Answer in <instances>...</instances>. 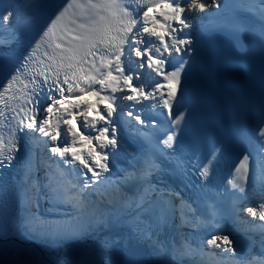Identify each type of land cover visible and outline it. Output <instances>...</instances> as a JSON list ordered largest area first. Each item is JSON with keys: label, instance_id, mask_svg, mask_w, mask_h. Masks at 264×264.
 <instances>
[{"label": "snow or ice", "instance_id": "obj_1", "mask_svg": "<svg viewBox=\"0 0 264 264\" xmlns=\"http://www.w3.org/2000/svg\"><path fill=\"white\" fill-rule=\"evenodd\" d=\"M213 10L214 20L198 28ZM0 23L7 36L0 40V129L8 132L5 143L0 131V171L15 167L19 177L10 189L0 184V231L35 232L33 208L43 199L65 217L39 222L51 238H79L127 216L129 241L150 257L121 260L110 248L100 260L85 250L59 264H184L205 256L206 246L225 258L212 264H264V233L247 250L237 247L221 226L219 204L229 188L246 191L250 157H264V76L259 106L231 130L242 156L238 177L223 185L214 184V176L225 144L193 118L189 99L199 38L208 29L240 38L258 30L264 42V0H24L23 16L0 0ZM157 109L163 120L152 115ZM126 118L146 145L141 152L124 148ZM121 152L133 163L122 167ZM49 162L74 183L49 181L33 197L36 173L47 176ZM103 185L110 191L101 192ZM261 199L242 211L264 222ZM176 211L183 223L210 231L198 241L189 233L161 240V225ZM0 264L28 261L0 256Z\"/></svg>", "mask_w": 264, "mask_h": 264}, {"label": "bare ground", "instance_id": "obj_2", "mask_svg": "<svg viewBox=\"0 0 264 264\" xmlns=\"http://www.w3.org/2000/svg\"><path fill=\"white\" fill-rule=\"evenodd\" d=\"M150 79V78H149ZM131 122H135L134 120H132ZM127 126L128 129L131 131V125L130 122L128 121V119L126 118V120L123 123V131L121 132V135L125 137V141H124V148L126 147V145L128 144L130 138L129 135L127 133H125V129L124 127ZM38 144H41L40 141L37 142ZM38 193H42L41 191H38ZM44 215H42L43 218ZM119 217H113V223L112 225L116 222V220ZM255 224L258 223L259 221H257V219L254 220ZM19 223L22 224V221H20ZM248 223V222H247ZM251 225V224H250ZM222 227H228V224H223L221 225ZM112 226L104 229V230H97L94 233H90V234H85L83 236H80L79 238H66L63 239L64 243L67 244V246L69 245L70 249H72V251H76L78 250V252H80L81 250H83V248L85 247V241L86 238H92L93 241L91 244H87V251H95L98 250L100 247H103L101 250H104L105 252L109 251L110 248H117L119 251V255H120V248L121 246H126L129 242V236H128V232L129 231H124V232H116L115 230H111ZM229 230L232 232V236L230 238L234 239V242L237 243V247L243 248L244 250H247V247L244 246L243 244L240 243V241H238L240 238L247 240L245 235H241L242 237L233 235L235 234V229H239L238 227H228ZM17 230L13 229L11 230L5 237L0 238V247H2L4 245V243L9 240L14 234L13 232H16ZM183 229L180 226L176 227V230L173 231V233L171 235H167L163 238H160L161 240H164L165 242H170L172 241L174 238H178V234L179 233H183ZM210 231V230H209ZM208 231L204 232V233H195L193 232V236L197 239V241L199 240V238L203 235H205V233H207ZM246 233H253L254 229L253 228H249L247 227L245 229ZM259 233L258 231H256V234ZM34 235L37 236V238H39V240L44 241L47 239L48 235H46L45 233V229H42L40 227V224H38L37 221V226H36V230L35 232H33ZM214 234V233H213ZM222 234H227V233H222ZM134 242V241H133ZM109 243V244H108ZM54 244L56 247L58 248H62V249H66L63 247L62 245V241L61 239H56L54 241ZM195 246V245H194ZM204 252L206 253L205 256L203 257H196V258H187L186 261H188L186 264H212V260L215 257L214 254L211 252H208L204 249ZM81 253V252H80ZM61 256H63L62 254H60ZM62 258H65V256H63ZM60 258V259H62ZM149 254L148 256L144 259L145 261L149 260Z\"/></svg>", "mask_w": 264, "mask_h": 264}, {"label": "rangeland", "instance_id": "obj_3", "mask_svg": "<svg viewBox=\"0 0 264 264\" xmlns=\"http://www.w3.org/2000/svg\"><path fill=\"white\" fill-rule=\"evenodd\" d=\"M50 209H45V214L52 215L54 217V220L50 219L46 215L43 216V220H46L47 222H61L65 219V217L56 215L55 211ZM39 211L40 208L37 212L39 213ZM13 234L14 235L9 240H7L2 247H0V256H3V258L8 261H13L16 259H27L28 264H59V261L61 260L60 258L66 256V254L67 256L71 257L72 255L79 254L82 251H87L88 248L86 245V241L83 250L78 252V250L72 251L69 245L67 246V244L64 243V240L61 241L63 247L66 249L56 247L54 244V241L56 239L51 238L50 236H48L44 242L39 240V238H37V236L33 233L21 235L19 231H16L13 232ZM102 248L103 247H100L98 250L103 251L101 250ZM205 249L210 253H216L212 246H206ZM92 251L87 252L91 254ZM103 252L104 256L108 253V251ZM60 254H62L63 256H61ZM185 259L187 260V258ZM186 260L185 262L187 263L188 261ZM185 262L184 264H186Z\"/></svg>", "mask_w": 264, "mask_h": 264}, {"label": "water", "instance_id": "obj_4", "mask_svg": "<svg viewBox=\"0 0 264 264\" xmlns=\"http://www.w3.org/2000/svg\"><path fill=\"white\" fill-rule=\"evenodd\" d=\"M91 243V240L87 241ZM91 254L95 257L96 260H100L104 256V252L100 250H95L91 252ZM149 254V250L144 246H138L135 242L131 241L127 246H122L120 248V259L121 260H144Z\"/></svg>", "mask_w": 264, "mask_h": 264}, {"label": "trees", "instance_id": "obj_5", "mask_svg": "<svg viewBox=\"0 0 264 264\" xmlns=\"http://www.w3.org/2000/svg\"><path fill=\"white\" fill-rule=\"evenodd\" d=\"M49 180V179H48Z\"/></svg>", "mask_w": 264, "mask_h": 264}]
</instances>
